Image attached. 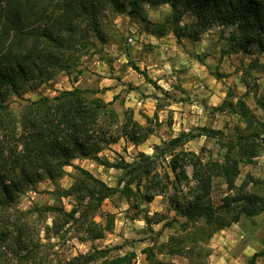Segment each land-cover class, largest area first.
Returning a JSON list of instances; mask_svg holds the SVG:
<instances>
[{
  "label": "rangeland",
  "instance_id": "374dc122",
  "mask_svg": "<svg viewBox=\"0 0 264 264\" xmlns=\"http://www.w3.org/2000/svg\"><path fill=\"white\" fill-rule=\"evenodd\" d=\"M170 12L169 4L157 7L144 4L141 14L129 12V7L123 10L107 7L96 17L101 35L91 29L90 18L82 17L78 20L81 30L75 33L62 66L54 70L52 77L30 80L18 94L10 93V105L21 112L34 100L52 98L78 87L85 89L90 97L111 101L109 107L119 116V122H112L108 115L102 118L104 127L119 137L105 145L100 152L102 158L112 163L133 162L145 152L156 156V172L163 175L168 170L175 179L169 167L172 150L164 148L157 152L155 147H164L165 141L186 131L190 139L178 146L175 153L194 151L205 161H222L226 149L218 138L192 135L202 132L203 127L221 129L224 140L234 138L238 126H245L233 110H214L228 91H232L235 101L242 99L258 121L264 122V110L256 101L257 96H264V51L253 48L247 53L226 54V37L231 28L222 25L209 27L199 39L184 37L180 41L168 27L166 19ZM192 20L185 15L183 23ZM159 27L166 28V34L158 35ZM132 64L147 71L161 89L147 82ZM244 75L251 83L250 88L242 81ZM130 120L153 129L145 141L134 143L125 133L124 124H131ZM258 141L259 152L253 162L240 164L238 185L254 179L262 181L258 185L264 187V132ZM76 167L87 169L111 186H117L122 176L119 168L81 157L74 160V166L65 168L61 178L53 181L45 177L21 193L14 203L16 215L30 227L34 241L40 245L43 264H68L75 256L86 253H97L98 257L80 264H105L107 260L124 256L125 264H152L147 258L150 253L155 264L159 261L188 264V258L173 250L171 237L177 241L185 236V244L193 245L192 232L198 227L191 223L185 229L182 225L185 218L173 208L171 198L187 200L192 195L195 181L191 166H186L187 178L179 176V180L150 202L135 196L128 199L120 192L103 200L89 218L102 226L111 224V229L101 238L90 237L85 228L87 222L84 226L82 221L67 222L58 211L48 209L63 206L70 211L74 198L60 199L54 190L73 184L81 175ZM253 186L259 192L264 190ZM227 191L223 178L216 177L212 192L216 205ZM146 215L150 217L149 223ZM199 244L209 252L206 264H248L249 258L264 247V213L243 216ZM256 264H264V256Z\"/></svg>",
  "mask_w": 264,
  "mask_h": 264
},
{
  "label": "trees",
  "instance_id": "16d2710c",
  "mask_svg": "<svg viewBox=\"0 0 264 264\" xmlns=\"http://www.w3.org/2000/svg\"><path fill=\"white\" fill-rule=\"evenodd\" d=\"M144 4L170 5L166 21L180 41L184 37L199 39L209 27L222 25L231 28L226 37V54L247 53L253 48L264 51V0H0V264H43L40 245L34 241L30 227L16 215L14 203L21 193L45 177L53 181L61 178L65 168L74 166V160L81 157L121 169L118 185L111 186L87 169L76 167L81 175L73 184L54 190L60 199L73 197L72 208L70 211L63 206L48 209L58 211L67 222L82 221L83 226L87 222L85 228L92 238H101L111 229L109 223L102 226L89 219L103 200L120 192L128 199L135 196L150 202L179 180V176L187 178L186 166L192 167L195 181L192 195L187 200L172 197L171 202L185 218L182 223L185 229L191 223L198 228L192 232L193 245L185 244V236L177 241L173 236L171 246L188 258V264H206L209 252L199 241L208 240L213 233L231 226L243 216L264 213V190L259 192L252 188L253 185L264 188L258 185L262 181L251 179L241 185L236 183L240 164L251 163L258 155V138L264 132V122L256 119L242 99L235 101L232 91H228L214 110H233L245 126H238L235 137L224 140L221 129L203 127L202 132L192 135L218 138L226 149L222 161H205L194 151L175 153L178 146L190 139L186 131L165 141L164 147L156 145L157 152L164 148L172 150L169 167L175 179L168 170L163 175L156 172V156L145 152L133 162L112 163L102 158L100 152L105 145L119 139L104 127L102 118L108 115L112 122H119V116L109 107L111 101L90 97L85 89L75 87L52 98L42 97L26 105L21 112L10 105V93L18 94L30 80L52 77L54 70L62 66L75 33L81 30L78 20L87 16L91 29L101 35L96 17L103 9L129 7V12L141 14ZM185 15L193 18L191 23H183ZM156 32L162 36L167 29L159 27ZM132 66L147 82L161 89L147 71L136 64ZM242 78L250 88L249 79L245 75ZM256 101L264 110V96H257ZM130 122L124 124V131L134 143L145 141L153 131L138 121ZM216 177L223 178L228 190L218 205L212 197ZM145 220L149 223L150 217L146 215ZM147 256L152 264L156 263L152 253ZM263 256L264 247L249 258L248 264H256ZM97 257V253L80 254L68 264L92 262ZM126 260L125 256L117 257L105 264H125Z\"/></svg>",
  "mask_w": 264,
  "mask_h": 264
},
{
  "label": "built area",
  "instance_id": "2783aa9c",
  "mask_svg": "<svg viewBox=\"0 0 264 264\" xmlns=\"http://www.w3.org/2000/svg\"><path fill=\"white\" fill-rule=\"evenodd\" d=\"M129 40H130V41H134L132 37H129Z\"/></svg>",
  "mask_w": 264,
  "mask_h": 264
}]
</instances>
